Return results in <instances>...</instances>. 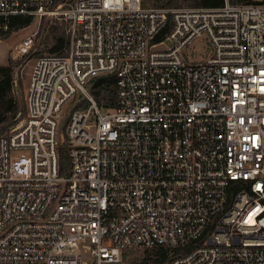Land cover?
Instances as JSON below:
<instances>
[{
	"label": "built area",
	"instance_id": "obj_1",
	"mask_svg": "<svg viewBox=\"0 0 264 264\" xmlns=\"http://www.w3.org/2000/svg\"><path fill=\"white\" fill-rule=\"evenodd\" d=\"M53 4L0 0V34ZM63 15L66 52L35 60L25 115L0 136V264H123L125 249L188 246L165 264H264V0H75ZM200 36L211 53L189 62ZM111 73L102 109L87 83ZM77 95L88 105L65 125L62 174L59 122Z\"/></svg>",
	"mask_w": 264,
	"mask_h": 264
},
{
	"label": "rangeland",
	"instance_id": "obj_2",
	"mask_svg": "<svg viewBox=\"0 0 264 264\" xmlns=\"http://www.w3.org/2000/svg\"><path fill=\"white\" fill-rule=\"evenodd\" d=\"M74 1L75 0L58 1L53 6L52 13L47 14L40 19L33 18L29 25L13 30L9 34L7 33V35L4 33L0 34V65H8L9 61H12L13 95L20 108V112L16 114V117L9 120L11 124L8 129L4 133H1L0 136L8 134L10 129L18 125L25 115V95L31 68L35 60L41 55L53 53L49 50V48L52 45L54 36L64 35L65 40H67V21L63 12L68 9ZM144 4L145 6H157L156 4L160 3H156L153 0H147ZM181 6L187 5L181 4L173 7ZM31 33L35 34L33 46L26 55L22 56L19 51V46L24 37ZM210 53L211 48L205 36H200L194 39L193 42L184 50V56L189 62L204 60L210 55ZM86 101L87 100L82 95H77L67 103L63 112V118L59 122L58 138L61 141L66 139L65 125L68 121L69 115L75 109H84V106L82 107V105L85 104L86 107L88 105V102ZM78 104L79 107L76 106ZM81 251L85 260H91L89 249H81ZM128 253L129 254L123 260V264H133V261H138L143 256V250L141 249H131Z\"/></svg>",
	"mask_w": 264,
	"mask_h": 264
},
{
	"label": "trees",
	"instance_id": "obj_3",
	"mask_svg": "<svg viewBox=\"0 0 264 264\" xmlns=\"http://www.w3.org/2000/svg\"><path fill=\"white\" fill-rule=\"evenodd\" d=\"M58 1L54 0L53 6ZM157 6L160 7H173L175 5L185 4L192 7H218L222 5L223 0H153ZM160 1V2H159ZM147 0H142V5L145 6ZM70 7V6H69ZM147 7V6H146ZM31 16H14L10 19L9 28L2 34H9L13 30H17L29 25L32 22ZM168 29H164L161 32V37ZM68 46V36L65 40L64 35H57L53 37L52 45L49 48L52 52L65 53ZM115 81L116 76L114 73L111 74H100L93 76L87 83V88L91 95L97 102V104L104 109L113 107L115 105ZM75 98V97H74ZM88 102V101H86ZM82 103V102H81ZM80 104V103H79ZM79 104L76 105L79 107ZM87 104V103H86ZM75 106V107H76ZM85 104L82 105V107ZM77 107V108H78ZM20 112L18 102L13 95V64L9 61L8 65H0V134L4 133L11 122L9 120L14 119L16 114ZM9 121V122H8ZM64 128V127H63ZM58 156L60 163V172L66 173L68 170L69 157H68V146L66 139L61 141L58 139ZM191 246L181 249L169 250L163 247H154L151 249L143 250V256L138 261H133V264H165L175 255H179L189 250ZM139 249V248H137ZM131 249H125L122 251V260L129 254L128 251ZM171 251L173 254L170 255ZM132 262V261H131Z\"/></svg>",
	"mask_w": 264,
	"mask_h": 264
}]
</instances>
